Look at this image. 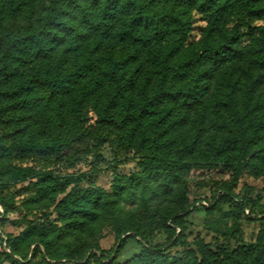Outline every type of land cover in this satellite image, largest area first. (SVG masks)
I'll return each mask as SVG.
<instances>
[{"label": "trees", "instance_id": "obj_1", "mask_svg": "<svg viewBox=\"0 0 264 264\" xmlns=\"http://www.w3.org/2000/svg\"><path fill=\"white\" fill-rule=\"evenodd\" d=\"M40 1L0 0V154L6 144L51 158L107 143L136 149L149 173L134 183L144 197L152 178L162 180L159 190L167 194L200 153L209 164L230 155L249 157V171L264 173V0H49L36 14ZM194 13L207 25L199 42L187 45ZM234 16L263 22L245 46V34L230 25ZM241 62L258 72L255 79L248 76L245 99L239 103L226 76L223 88L210 94L209 79ZM209 109L235 117L234 123L212 119L221 139L209 133ZM44 181L37 193L59 185L53 178ZM101 196L98 189H75L56 208L94 222ZM166 217L183 236L176 213ZM117 222L120 236L132 231L146 240L133 212L121 209ZM86 224L76 221L62 234L84 233ZM37 236V226L29 223L17 237H0L1 253L13 264H56L64 258L52 248L53 239L40 240L44 249L36 246L29 256ZM102 238L93 232L70 249L67 260L264 264V217L256 241L233 251L217 252L199 240L196 253L171 254L149 245L117 262L127 237L110 250L101 248Z\"/></svg>", "mask_w": 264, "mask_h": 264}, {"label": "rangeland", "instance_id": "obj_2", "mask_svg": "<svg viewBox=\"0 0 264 264\" xmlns=\"http://www.w3.org/2000/svg\"><path fill=\"white\" fill-rule=\"evenodd\" d=\"M48 1L41 0L36 4V14L43 11ZM262 23L234 16L230 25L240 27L245 34V46L253 29ZM206 25L203 16L193 14L187 45L199 42ZM228 71L224 69L213 75L208 81V91L210 94L216 92L222 87L221 79L226 76L235 85L234 95L240 103L248 91V76L251 74L255 79L258 72L251 70L250 73L243 62L230 73ZM260 92L264 98V84ZM205 118L209 133L220 139L222 132L213 126L212 119H218L217 124L235 122L231 113L218 114L210 109ZM6 146L7 150L0 154V237L4 240L7 236L17 237L29 223H34L38 236L37 242L29 249V256L36 246L44 249L40 240L53 239L52 248L64 257L55 261L56 264H84V259L67 260L66 254L93 232L103 237L100 246L104 250H110L127 237L117 262L131 259L149 245H161L171 254L196 253L197 241L204 240L214 251H233L254 243L258 237L264 217V213L261 214L264 209V173L249 171L246 166L249 157L243 159L230 155L209 164L200 153L202 157L194 159V166L181 180L174 182L167 194L159 190L162 180L152 178L148 184L149 195L144 197L134 183L137 179L144 181L149 173L144 172L142 154L136 149L107 143L99 149L90 145L77 154L51 158L19 151L14 144ZM45 178H53L59 185L55 190L37 193L38 186L46 187ZM62 186L64 190L61 191ZM79 188L98 189L102 194V208L94 222L56 208L67 193ZM185 207L187 209L182 211ZM121 209L134 213L144 229L146 240L134 236L132 231L120 236L117 217ZM172 212L182 223L183 236L182 228L166 217ZM76 221H87L84 233L70 235L66 232L63 235L62 231ZM4 245L0 244V264H13L1 253ZM109 262L110 259L101 258L91 264Z\"/></svg>", "mask_w": 264, "mask_h": 264}]
</instances>
